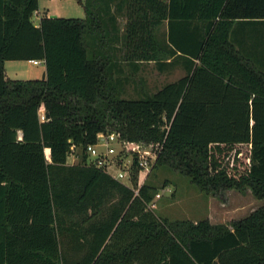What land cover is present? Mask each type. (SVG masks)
I'll list each match as a JSON object with an SVG mask.
<instances>
[{"label":"trees","instance_id":"16d2710c","mask_svg":"<svg viewBox=\"0 0 264 264\" xmlns=\"http://www.w3.org/2000/svg\"><path fill=\"white\" fill-rule=\"evenodd\" d=\"M82 4L83 18L45 13L35 24L39 0H0V264H264V204L230 224L147 209L156 169L206 197L264 199V58L236 46V24L264 23V0ZM32 59L46 78L8 77L6 61ZM143 62L187 73L123 97V64L134 74ZM106 132L128 152L158 153L139 195L84 163Z\"/></svg>","mask_w":264,"mask_h":264},{"label":"rangeland","instance_id":"374dc122","mask_svg":"<svg viewBox=\"0 0 264 264\" xmlns=\"http://www.w3.org/2000/svg\"><path fill=\"white\" fill-rule=\"evenodd\" d=\"M83 2L84 0H39V11L33 15V21L39 24L38 16L45 13L60 17L83 18L85 16ZM120 23L123 25V18H120ZM166 31V24H163L159 34L165 36ZM5 68L11 79L42 78L44 63L36 65L30 60H10L6 62ZM130 71L129 67L123 64L120 78L124 81L125 98H139L145 94H152L166 83L175 81L187 73L181 62L170 65L163 71L159 70L154 62H143L137 73L133 74ZM77 158L69 156L68 161L78 163L81 156ZM112 172L116 174L117 170L112 169ZM148 181H152L162 193L157 213L170 219L198 221L208 218L213 224H230L232 220L243 218L264 204V199L256 198L250 189L244 192L231 189L219 196L206 197L188 177L165 169L154 170Z\"/></svg>","mask_w":264,"mask_h":264},{"label":"built area","instance_id":"2783aa9c","mask_svg":"<svg viewBox=\"0 0 264 264\" xmlns=\"http://www.w3.org/2000/svg\"><path fill=\"white\" fill-rule=\"evenodd\" d=\"M31 61L33 64L41 62L37 59ZM40 119L45 120L44 112L40 113ZM84 151L87 155L85 164L101 168L114 179L132 187L135 196L139 195L140 188L152 172L158 156L151 144L137 146L132 152H128L127 144L115 132L101 133L97 141L87 145ZM70 156L80 158L74 144L71 146ZM112 169H116L117 173L113 174ZM161 196L162 193L158 191L154 198L147 202V209L156 210Z\"/></svg>","mask_w":264,"mask_h":264},{"label":"crops","instance_id":"0c3cea01","mask_svg":"<svg viewBox=\"0 0 264 264\" xmlns=\"http://www.w3.org/2000/svg\"><path fill=\"white\" fill-rule=\"evenodd\" d=\"M41 16L42 14L38 17H41ZM236 25H237L236 26L237 27L236 46L238 47V49L244 52H247V54H250L251 56H253L255 60H259V59L263 60L264 57L260 56L259 51L264 50V23H258L256 21L245 20V21L239 22ZM6 62H5V66H6ZM41 63H43V61H41L39 64ZM39 64H36V65H39ZM259 65L260 67H263L264 61ZM44 71H45V68L43 72Z\"/></svg>","mask_w":264,"mask_h":264},{"label":"water","instance_id":"95a60500","mask_svg":"<svg viewBox=\"0 0 264 264\" xmlns=\"http://www.w3.org/2000/svg\"><path fill=\"white\" fill-rule=\"evenodd\" d=\"M42 78H46V71L43 72Z\"/></svg>","mask_w":264,"mask_h":264}]
</instances>
